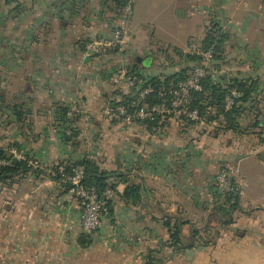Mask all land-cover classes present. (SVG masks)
<instances>
[{
    "label": "crops",
    "instance_id": "0c3cea01",
    "mask_svg": "<svg viewBox=\"0 0 264 264\" xmlns=\"http://www.w3.org/2000/svg\"><path fill=\"white\" fill-rule=\"evenodd\" d=\"M117 1H0V142L18 145L30 159V171L0 183V264H264V0H173L170 20H197L202 30L187 41L152 42L137 34L135 0L132 37L117 55L143 76L170 75L186 62L160 57L163 50L186 51L189 41H203L210 23L219 25L223 62L214 78L256 81L260 122L247 131L255 111L240 120L241 131L202 118H168L156 130L110 122L104 109L129 92L113 91L109 75L87 76L100 57L85 63L81 50L110 35L115 17L106 16ZM60 107L73 128L65 130L68 141L55 119ZM85 157L118 175L108 181L101 226L88 235L77 199L54 179ZM222 169L233 174L228 190L217 182ZM130 186L136 202L124 197ZM231 189L236 207L217 213L228 207Z\"/></svg>",
    "mask_w": 264,
    "mask_h": 264
},
{
    "label": "built area",
    "instance_id": "2783aa9c",
    "mask_svg": "<svg viewBox=\"0 0 264 264\" xmlns=\"http://www.w3.org/2000/svg\"><path fill=\"white\" fill-rule=\"evenodd\" d=\"M135 0H127L125 4L119 8L118 15L113 21L111 27V33L109 36H97L94 39L87 40L83 43L82 54L84 57H96L103 55L106 52L115 53L116 55L124 54L127 45L129 44L132 34L129 28L130 15L133 10ZM210 31L216 39H219L223 33L222 28L215 24L210 23L206 32ZM202 41L191 40L188 43L184 54H189L197 57L199 60L189 70L187 77L183 81L177 82L175 85L171 84L167 89H160L161 97L164 95H170V101H163L160 105L149 107L143 102V97L154 92V89L150 86L142 89L146 83L144 77H141L136 72H132L127 66L120 65L118 69L112 72L110 76V82L113 91H118L123 88L127 89L130 93L135 91L138 93L139 100L137 105H125L119 104L120 99H111V105L104 109L103 114L110 122H120L124 124L139 123L144 120H152L155 116H160L163 123L165 119L173 118L174 120H186L197 122L200 120L198 111L191 109V102L193 100L192 92H198L201 90L200 82L207 76L215 75L213 68L214 62V45L210 46L207 50H204L201 45ZM232 97H237L238 93L232 91ZM227 97L226 108H229L233 104V98ZM134 108V111L131 109ZM3 146L0 142V150ZM5 151L10 155V158L16 160L27 159L26 155L22 151H18L15 148H5ZM11 161L8 159L0 160V166H9ZM32 165V162H30ZM35 165V163H33ZM233 174L229 170H221L217 176V182L223 190L231 188ZM82 179V169L74 168L72 174L65 177V181L70 183L73 187L69 189L70 193L77 199L79 207L81 209L80 226L85 234L94 233L99 229L102 223L103 215L107 212V201L111 197L112 193L109 189L101 195H97L94 190H86L81 186L80 181ZM144 264H148L145 261Z\"/></svg>",
    "mask_w": 264,
    "mask_h": 264
},
{
    "label": "trees",
    "instance_id": "16d2710c",
    "mask_svg": "<svg viewBox=\"0 0 264 264\" xmlns=\"http://www.w3.org/2000/svg\"><path fill=\"white\" fill-rule=\"evenodd\" d=\"M6 4H18L21 0H0ZM127 0H120L117 1L118 8H121L123 4H125ZM225 36L222 33L219 39H216L215 36L210 32H206V35L201 42L202 48L207 50L210 46L214 45V62L213 68L215 71L218 70L219 65L223 62V46H224ZM180 55V54H179ZM184 57L181 56L182 60L186 62L185 66H183L178 72L172 73L170 75L164 76H155V77H147L143 76L142 74L136 71V65L130 64L127 66L132 72H136L141 77H144L146 83L144 88L150 86L154 89L153 93L145 95L143 97V102L146 103L149 107L160 105L163 101H170V95L166 94L164 97L160 95V89H167L171 84L175 85L179 81H183L187 77V72L193 68V66L198 62V58L184 54ZM213 76H207L203 78L200 82L201 90L198 92H192L193 100L191 102V109H195L198 111L199 117L205 119L206 122H216L219 125V128L224 131H241L243 129L242 125L240 124V120L246 116V114L255 111L256 117L254 122L251 125L247 126V129H243L244 131L257 127L259 125V120L257 112L259 110L254 109V102H255V92L257 91L256 81L253 79H234L231 81H222L221 77L219 80L214 78ZM235 91L238 93L237 97H232L231 93ZM120 95V103L129 107L130 105L134 104L138 106L139 95L135 93V91H131L129 94ZM227 97L233 98V104L226 108V99ZM14 114L20 116L21 111L18 107H13ZM134 111V108L131 109ZM68 111L66 108H59L55 111V119H57L56 123L60 124L62 127L63 137L65 140H70L71 138L69 135L65 134V130L72 133L73 128L70 127L71 122L65 117L67 116ZM161 117L155 116L152 120H144L140 121L139 123L144 124L147 129L149 130H156L163 126L164 123H160ZM187 122H192L186 120ZM5 148H15L18 151H21V148L16 144H8L6 147L3 146V149L0 150V160L8 159L11 161L9 166H0V183H4L7 181L12 182V180L20 175L30 171V166L28 165L29 160L28 156L25 161L19 160L15 163L12 162V158L10 155L5 151ZM74 168H81L82 169V179L80 181L81 186H83L86 190H94L97 195L101 197V195L108 189L109 186V179L116 174L114 172H108L101 169L96 162L92 161L89 158H84L76 163H73L68 166L62 167L63 173L60 176L54 177L57 181H62L64 187L68 190L71 189L73 186L65 181V177L72 174ZM223 170V169H222ZM225 170V169H224ZM118 176V175H116ZM112 187V186H111ZM137 190L135 186L127 187L124 191V197L128 199H132V202H136V194ZM226 204H228L227 208L217 207L215 211L219 214H229L231 210L236 207L237 199L236 192L234 190H230L225 193ZM234 203H231V201ZM108 206V202H107ZM167 227L171 229L170 225L167 223ZM178 231L173 230L171 237L174 241L177 239ZM150 264V263H149Z\"/></svg>",
    "mask_w": 264,
    "mask_h": 264
},
{
    "label": "rangeland",
    "instance_id": "374dc122",
    "mask_svg": "<svg viewBox=\"0 0 264 264\" xmlns=\"http://www.w3.org/2000/svg\"><path fill=\"white\" fill-rule=\"evenodd\" d=\"M118 1L120 2V0ZM112 6L114 9L113 11H110V8L108 7L109 10L106 18L115 17L114 19H116L119 11L117 2L112 3ZM135 6L137 10L134 13V24L137 25V22L142 23V28L139 27L140 25H137V34L139 36L142 34V36L150 42H152L157 37L165 38L166 40H173L176 36H179L180 38H183L184 41H187L188 38L191 36H198V34H200L202 30V24L197 22V20H170L171 13H176L173 0H139ZM113 20L111 24L109 23L111 27L113 24ZM184 44H186V42H184ZM184 44L182 43V45ZM165 54L167 57L170 58L172 57V55L175 58L179 56V59H182L181 56L184 57L183 50L178 48L172 49L171 51L163 50V53H161L160 57H163ZM134 56L135 54L129 56L131 57L130 59L128 58L129 63L131 62L132 57L134 58ZM142 56L145 59L148 58V55L146 54H142ZM99 57L100 58L95 61L94 65L91 66V68H88L87 76H94L97 74V76L101 75V77H106L108 75L110 77L112 72L118 69V66L122 64V62H120V57H118L115 53L106 52L103 55H100ZM175 61L179 62L181 60L175 59ZM121 90L127 89L123 88Z\"/></svg>",
    "mask_w": 264,
    "mask_h": 264
},
{
    "label": "water",
    "instance_id": "95a60500",
    "mask_svg": "<svg viewBox=\"0 0 264 264\" xmlns=\"http://www.w3.org/2000/svg\"><path fill=\"white\" fill-rule=\"evenodd\" d=\"M88 60H89V58H88V57H85V60H84V62L86 63V62H88ZM136 60H137V61H140V58H139V57H137V58H136ZM111 106L113 107V106H114V104H112ZM16 161H17L16 159H13V160H12V162H13V163H15Z\"/></svg>",
    "mask_w": 264,
    "mask_h": 264
}]
</instances>
